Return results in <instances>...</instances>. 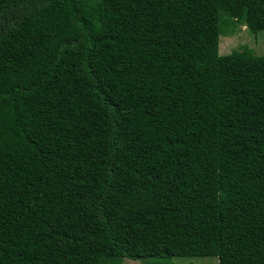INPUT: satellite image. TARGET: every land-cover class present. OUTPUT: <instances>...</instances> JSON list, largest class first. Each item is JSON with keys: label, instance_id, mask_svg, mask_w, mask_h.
Wrapping results in <instances>:
<instances>
[{"label": "trees", "instance_id": "trees-1", "mask_svg": "<svg viewBox=\"0 0 264 264\" xmlns=\"http://www.w3.org/2000/svg\"><path fill=\"white\" fill-rule=\"evenodd\" d=\"M239 23L264 0H0V264H264V54L218 53Z\"/></svg>", "mask_w": 264, "mask_h": 264}, {"label": "rangeland", "instance_id": "rangeland-1", "mask_svg": "<svg viewBox=\"0 0 264 264\" xmlns=\"http://www.w3.org/2000/svg\"><path fill=\"white\" fill-rule=\"evenodd\" d=\"M220 17L226 18L227 16L224 12H220ZM45 29L56 32L63 30V26L57 24L55 20H49L44 25ZM242 45H245L247 48H250L252 53L255 55L264 54V29L259 30L255 33H250L247 31L246 27L239 23L236 26L235 31L231 35H220L218 37V53L227 54L233 49L241 48ZM6 60L14 59L13 56L8 57L4 52ZM12 72V71H11ZM7 79L5 73H0V84L4 83V80ZM4 147L3 141L0 139V149ZM122 264H141L139 260H131L128 258L122 259ZM157 264H217V258L215 256H190V257H172L170 260L157 261Z\"/></svg>", "mask_w": 264, "mask_h": 264}]
</instances>
